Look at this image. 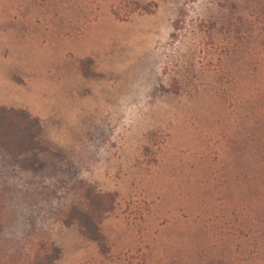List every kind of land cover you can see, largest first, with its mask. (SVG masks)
<instances>
[{"label":"rangeland","instance_id":"obj_1","mask_svg":"<svg viewBox=\"0 0 264 264\" xmlns=\"http://www.w3.org/2000/svg\"><path fill=\"white\" fill-rule=\"evenodd\" d=\"M0 108V264H264V0H0Z\"/></svg>","mask_w":264,"mask_h":264},{"label":"trees","instance_id":"obj_2","mask_svg":"<svg viewBox=\"0 0 264 264\" xmlns=\"http://www.w3.org/2000/svg\"><path fill=\"white\" fill-rule=\"evenodd\" d=\"M11 115L10 110L0 108V144L11 153L12 150L13 152L20 153L36 148L38 143L31 136V132L34 131L32 124L28 129L27 125L22 124L19 119H15V116ZM87 197L91 203L99 206L100 195L88 193ZM71 214H74V217L65 221L66 224H70L72 220H75L85 236L91 240H100L102 238L98 225L89 216L77 212L76 209H72ZM59 252V248L54 244L42 246V249L30 254V262L32 264H56Z\"/></svg>","mask_w":264,"mask_h":264}]
</instances>
